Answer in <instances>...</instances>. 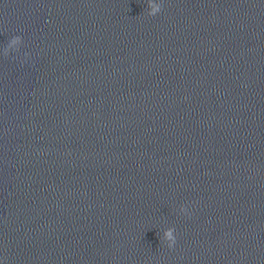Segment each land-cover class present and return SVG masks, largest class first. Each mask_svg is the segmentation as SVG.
I'll return each mask as SVG.
<instances>
[{
    "label": "clouds",
    "instance_id": "obj_1",
    "mask_svg": "<svg viewBox=\"0 0 264 264\" xmlns=\"http://www.w3.org/2000/svg\"><path fill=\"white\" fill-rule=\"evenodd\" d=\"M148 7L150 8V11L148 12L149 16H155L162 9V5L160 3H155L154 0H148ZM166 235L170 240L173 241L172 245H170L171 248L175 244L176 238L173 237L172 230H169Z\"/></svg>",
    "mask_w": 264,
    "mask_h": 264
}]
</instances>
